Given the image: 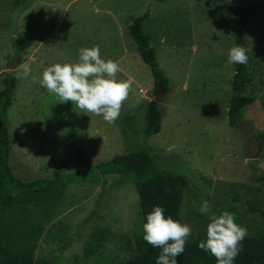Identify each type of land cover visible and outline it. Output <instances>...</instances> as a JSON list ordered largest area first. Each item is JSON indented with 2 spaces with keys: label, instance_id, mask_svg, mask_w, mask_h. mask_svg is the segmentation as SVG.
<instances>
[{
  "label": "rangeland",
  "instance_id": "rangeland-1",
  "mask_svg": "<svg viewBox=\"0 0 264 264\" xmlns=\"http://www.w3.org/2000/svg\"><path fill=\"white\" fill-rule=\"evenodd\" d=\"M251 1L245 92L256 100L244 111L253 128L239 130L228 122L235 34L208 12L231 15ZM147 10L142 29L170 89L160 131L146 143L187 180L183 229L250 236L239 219L264 212V0H0V89L4 72L19 74L7 111L11 169L22 181L83 173L78 146L94 165L140 146L155 90L128 24ZM118 176L16 194L0 206V249L49 254L52 264H130L144 229L138 194Z\"/></svg>",
  "mask_w": 264,
  "mask_h": 264
},
{
  "label": "trees",
  "instance_id": "trees-1",
  "mask_svg": "<svg viewBox=\"0 0 264 264\" xmlns=\"http://www.w3.org/2000/svg\"><path fill=\"white\" fill-rule=\"evenodd\" d=\"M257 8L255 1L234 9L233 14H222L216 6L208 12L213 19H219L231 28L235 34V50L232 86L237 91L228 107V122L235 129L241 130L244 111L252 105L256 97L245 92L247 85V64L249 52L246 30L250 19ZM149 11L134 17L128 24L130 35L136 43L141 59L149 65L153 77L154 90L156 83L161 82L168 92L169 79L160 69L155 48L150 43V35L143 31L142 22L148 17ZM0 19L7 21L0 13ZM24 33H20L12 42L15 55H19L24 42ZM3 87L0 89V206L9 207L16 194L32 193L38 190L66 186L75 180L103 184L107 176L118 174L119 183L130 182L138 194V205L142 215L144 234L140 241L132 247L135 256L130 264H264V212L252 219L241 218L239 223L251 231L250 236H206L192 237L182 226L181 210L184 199L186 178L181 174L172 173L167 167L159 165L151 153L146 139L160 131V121L164 111L160 103L149 100L144 109V141L136 149L114 155L92 164L87 153L81 146L75 149L81 166L87 172H71L62 174L57 169L50 178H38L31 181L18 179L9 164L10 145L8 138L7 111L12 102L19 74L6 71L2 75ZM249 124V123H248ZM251 128L253 126L249 124ZM260 139L263 135L257 133ZM263 187L264 180L262 179ZM226 215H232L230 211ZM57 263V262H55ZM0 264H52L47 254L34 260L31 256L0 249Z\"/></svg>",
  "mask_w": 264,
  "mask_h": 264
},
{
  "label": "water",
  "instance_id": "water-1",
  "mask_svg": "<svg viewBox=\"0 0 264 264\" xmlns=\"http://www.w3.org/2000/svg\"><path fill=\"white\" fill-rule=\"evenodd\" d=\"M165 93V89L163 88L162 84L160 81H158L156 83V87H155V92H154V96H153V100L161 103L163 100V95Z\"/></svg>",
  "mask_w": 264,
  "mask_h": 264
},
{
  "label": "crops",
  "instance_id": "crops-1",
  "mask_svg": "<svg viewBox=\"0 0 264 264\" xmlns=\"http://www.w3.org/2000/svg\"><path fill=\"white\" fill-rule=\"evenodd\" d=\"M45 2V1H44ZM46 3V2H45ZM35 5V4H34ZM119 29H122V26H119ZM139 54V53H138ZM140 56V55H139ZM141 58V57H140Z\"/></svg>",
  "mask_w": 264,
  "mask_h": 264
}]
</instances>
